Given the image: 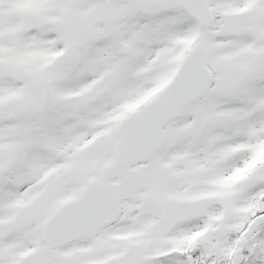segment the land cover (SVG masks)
<instances>
[{
    "label": "snow or ice",
    "instance_id": "snow-or-ice-1",
    "mask_svg": "<svg viewBox=\"0 0 264 264\" xmlns=\"http://www.w3.org/2000/svg\"><path fill=\"white\" fill-rule=\"evenodd\" d=\"M0 264H264V0H0Z\"/></svg>",
    "mask_w": 264,
    "mask_h": 264
}]
</instances>
